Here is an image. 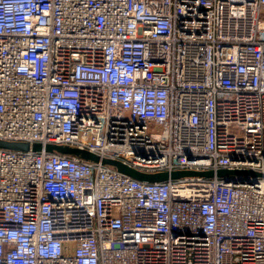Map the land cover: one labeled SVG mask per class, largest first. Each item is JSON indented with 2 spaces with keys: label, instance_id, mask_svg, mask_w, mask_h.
<instances>
[{
  "label": "built area",
  "instance_id": "built-area-1",
  "mask_svg": "<svg viewBox=\"0 0 264 264\" xmlns=\"http://www.w3.org/2000/svg\"><path fill=\"white\" fill-rule=\"evenodd\" d=\"M0 264H264V0H0Z\"/></svg>",
  "mask_w": 264,
  "mask_h": 264
},
{
  "label": "water",
  "instance_id": "water-1",
  "mask_svg": "<svg viewBox=\"0 0 264 264\" xmlns=\"http://www.w3.org/2000/svg\"><path fill=\"white\" fill-rule=\"evenodd\" d=\"M0 148H7L12 150L27 151L32 148L33 151L39 152L45 149L47 152L73 155L81 158L82 160L114 166L119 172L130 176L133 179L144 182H162L168 179H179L183 177H205V178H220L226 181H233L234 183L251 182L244 178V176H252L255 179L262 176L260 173L253 170H231V169H218V170H176L171 173L160 172L155 174L145 173L132 168L122 161L114 159H101L98 155L89 152L88 150L79 149L72 146L48 144L43 146L40 143H34L32 146L28 142H13L0 139Z\"/></svg>",
  "mask_w": 264,
  "mask_h": 264
}]
</instances>
